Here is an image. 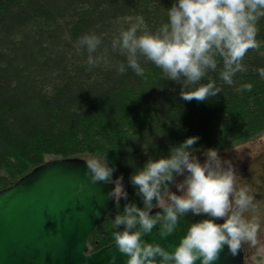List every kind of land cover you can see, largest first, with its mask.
Segmentation results:
<instances>
[{
  "label": "trees",
  "instance_id": "trees-1",
  "mask_svg": "<svg viewBox=\"0 0 264 264\" xmlns=\"http://www.w3.org/2000/svg\"><path fill=\"white\" fill-rule=\"evenodd\" d=\"M172 2L0 0V190L53 159L107 156L129 195L91 235L90 253L112 243L111 220L124 204L143 206L129 177L150 157L168 155L170 146L193 135L200 137L197 153L235 148L264 134V79L256 71L264 66V19L260 48L243 59L247 70L233 85L211 73L222 92L207 101L183 100L181 84L163 79L150 62L142 77L130 68L117 71L126 57L112 49V39L137 17L155 30ZM93 32L102 34L93 53L101 60L89 66L78 38ZM244 82L253 88L234 90Z\"/></svg>",
  "mask_w": 264,
  "mask_h": 264
},
{
  "label": "clouds",
  "instance_id": "clouds-1",
  "mask_svg": "<svg viewBox=\"0 0 264 264\" xmlns=\"http://www.w3.org/2000/svg\"><path fill=\"white\" fill-rule=\"evenodd\" d=\"M165 15L167 19L155 30H147L143 18L137 17L120 29L111 47L126 57L118 65L119 73L130 68L142 77L150 62L161 70L163 79L181 84L180 96L185 101L203 102L222 92L211 73L233 85L236 74L247 70L243 64L247 51L261 46L257 34L264 19V0H173ZM101 43L102 34L94 32L78 38V47L89 53V66L100 63L101 57L93 53ZM256 71L264 79V66ZM252 88V83L244 82L234 90ZM199 138L187 137L170 146L168 155L150 157L131 173L130 183L143 206L128 202L111 220L112 243L126 256L125 264H214L225 246L233 256L243 248L264 259V181L260 179L264 165L252 163L254 175L248 181L217 148L204 149L201 161L195 148ZM83 160L92 183L115 185L107 197L120 208L121 198L128 200L129 195L123 175L113 177L115 168L107 156L91 154ZM128 163L134 165L132 160ZM154 208L160 210L152 214ZM189 212L207 216L191 223L173 250L142 238L154 226L161 238L168 237ZM215 218H223V222L217 223ZM115 261L112 255L108 264Z\"/></svg>",
  "mask_w": 264,
  "mask_h": 264
},
{
  "label": "water",
  "instance_id": "water-1",
  "mask_svg": "<svg viewBox=\"0 0 264 264\" xmlns=\"http://www.w3.org/2000/svg\"><path fill=\"white\" fill-rule=\"evenodd\" d=\"M85 173L83 158L53 159L0 190V264H108L112 255L115 264H125L126 256L113 243L89 252L88 240L115 207L107 197L115 185L92 183ZM206 216L189 212L168 237L161 238L154 226L142 238L173 250L187 227ZM214 264H245L243 248L233 256L225 246Z\"/></svg>",
  "mask_w": 264,
  "mask_h": 264
},
{
  "label": "rangeland",
  "instance_id": "rangeland-1",
  "mask_svg": "<svg viewBox=\"0 0 264 264\" xmlns=\"http://www.w3.org/2000/svg\"><path fill=\"white\" fill-rule=\"evenodd\" d=\"M264 143V136L259 137L255 140L250 141L247 144L237 146L235 148L219 150V154L222 158L231 159L238 174L248 180H252L254 170H251V164L253 163L254 153L257 149H260V145ZM202 152H197L196 155L201 161L205 159ZM178 180L183 179V177H178ZM172 190L176 191L175 185H172ZM246 258L245 264H264V259L260 258L251 253V251L245 250Z\"/></svg>",
  "mask_w": 264,
  "mask_h": 264
},
{
  "label": "flooded vegetation",
  "instance_id": "flooded-vegetation-1",
  "mask_svg": "<svg viewBox=\"0 0 264 264\" xmlns=\"http://www.w3.org/2000/svg\"><path fill=\"white\" fill-rule=\"evenodd\" d=\"M263 136H264V134L262 136H260V137H263ZM256 151L257 152H255L254 156H253V163H261L262 165H264V143L261 144L260 145V149H257ZM260 179L262 181H264V176H261ZM262 191H264V188H262ZM243 251H244V259H245L246 258V253H245L244 249H243Z\"/></svg>",
  "mask_w": 264,
  "mask_h": 264
}]
</instances>
